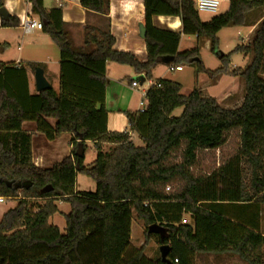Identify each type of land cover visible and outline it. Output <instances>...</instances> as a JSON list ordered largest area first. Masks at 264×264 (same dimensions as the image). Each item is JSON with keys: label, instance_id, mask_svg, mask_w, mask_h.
<instances>
[{"label": "trees", "instance_id": "trees-1", "mask_svg": "<svg viewBox=\"0 0 264 264\" xmlns=\"http://www.w3.org/2000/svg\"><path fill=\"white\" fill-rule=\"evenodd\" d=\"M30 2L60 50V92L51 88L31 94L26 69L0 63V198L18 200L0 221V264H165L161 257L151 260L144 254L152 239L149 228L158 224L167 229L168 238L161 246L171 247L172 264H194L197 255L206 254L264 264L258 216L245 221L227 206L264 204V15L255 16L264 9V0H229L228 10L208 22L201 20L192 0H144L145 61L115 51V40L107 33L89 31L85 47L74 48L61 10L47 12L42 0ZM80 4L106 15L110 0H80ZM4 6L5 0H0ZM157 16L180 18L182 31L154 27ZM20 24L14 16L2 19L3 28L18 29ZM256 25L252 43L237 49L253 57L245 69L229 73L226 56L218 70L206 69L200 44L209 41L210 51L220 55V31ZM183 36L196 37L198 46L179 52ZM109 62L129 66L146 80L160 64H188L212 80L230 74L244 82V102L235 110L226 109L198 89L184 95L181 84L159 80L161 88L147 93L144 113L126 112L129 132L110 133L105 108ZM47 119L56 120L55 126ZM25 122H34L48 141L70 135L71 155L49 169L36 166ZM233 131L239 132L238 156L218 172L195 177L191 170L199 151L221 149ZM131 133L138 135L142 147L132 141ZM87 142L97 150L96 160L88 166L85 153L76 155L80 147L85 152ZM105 145L111 148L105 151ZM78 174L96 183L94 193L75 192ZM174 183L175 192L166 194L164 189ZM37 200L45 204H32ZM59 201L71 207L65 215V233L50 224L59 214ZM134 215L146 228V242L139 250L131 245ZM184 215L190 217L188 224L182 223Z\"/></svg>", "mask_w": 264, "mask_h": 264}, {"label": "crops", "instance_id": "crops-1", "mask_svg": "<svg viewBox=\"0 0 264 264\" xmlns=\"http://www.w3.org/2000/svg\"><path fill=\"white\" fill-rule=\"evenodd\" d=\"M192 1L194 2V0ZM42 2H43V8L47 12H52L54 10H61L62 22L64 23V28L68 32L71 44L74 48L81 49L85 47L86 35L89 31H92L97 34L101 32V33L110 34L114 38L115 43L113 49L115 51L133 53L141 61L146 60L147 58L146 44L144 39H142L140 36V26L142 25L145 26L146 24L144 0H110L109 11L106 15H98L94 12L87 11L81 6L80 0H42ZM4 7L8 10L10 16L17 17L20 20V22L23 19L30 16L34 20H39L43 22L44 25L46 24V21H43L38 15H36L33 12V6L30 0H5ZM228 8L224 12H226ZM218 12L207 13L209 15H212L207 21H204L202 19V16L200 15L201 20L203 22H208L214 16L218 15L219 14ZM152 22L154 27L160 30L172 31V32L182 31V23L180 18L178 17L157 16L153 18ZM246 29H248L250 36L253 35V39H254L257 25L255 27L246 28ZM0 30L13 31V32L19 31L21 34L20 37L21 44L18 47V51H19L18 59L15 62L3 63V64L6 65L13 64L16 67H24L26 69L29 79V88L31 94H35L38 92L36 91V84H35L36 70H33V68H31L30 65L41 66L38 68H42L44 70L46 80L49 82V84L52 86L55 92L59 93L60 76H61L60 50L54 44L50 36L45 32V29L43 28V30H34L26 34L21 24L18 29L3 28L2 18L0 17ZM186 37H191V36L182 37L179 46V52L189 50L182 48V43L184 41V38ZM26 38L27 40L24 43L23 40H25ZM195 39L197 40L196 37ZM203 43H206V45L210 48L209 41H204ZM6 44L8 45V43ZM26 50H28L27 55L25 54ZM245 57L246 58L249 57L251 61L253 59L252 55L251 57L250 55ZM251 61H249L248 64H250ZM219 68H217V70ZM234 70L235 69L232 70L228 69V72L231 73ZM184 72L185 69L183 67L182 70L180 71L170 72L168 65L160 64L154 69L152 74V79L146 80L144 82L143 86L146 84L147 88L145 89L143 87L134 88L132 87V84L133 82H137L135 81L134 78L139 75L136 74L134 70L129 66L119 65L116 63L109 62L106 67L107 87H106V98H105V108L108 112V120H107L108 132L110 133L129 132L130 124L126 116V112L137 113L139 111L140 108L139 104L142 99V93L143 91L149 89L150 81L169 80V81L177 82L181 84L183 87L184 81L182 80L176 81L177 79L174 76V74L176 73L181 74ZM229 77H233V76L230 74L220 75L213 80L211 79L210 81L204 82L201 85L202 87H199L198 90L202 92L203 96L216 99L221 106H223L226 103L224 106V108L226 109L235 110L237 108H240L245 98V86H244V82L243 83L240 82L239 78L234 77L237 78V80L240 82L239 89L240 87L242 88V92H243L242 97L235 96L236 88H234V83L230 90H226L222 94L218 93V95H216L215 93L216 89L220 87L222 81H224L225 78H229ZM47 121L52 127H54L56 124V120L54 119H47ZM23 130L27 133L32 134L33 161L35 165L40 168L43 169L52 168L56 163L61 162L63 159L70 156L72 153V149H73L71 144L72 137L70 135H63L62 137L54 141H48L43 134L38 133L36 124L34 122H25L23 124ZM130 135L132 141L136 144L137 147L143 146V143L138 138L137 134L131 133ZM138 143H141L142 146H139ZM92 144L94 145V143ZM110 148L111 145L104 146V150L105 149L109 150ZM60 151L65 152L64 154L66 155L63 159L57 161L56 153H60ZM96 157H97V153H96ZM96 157L93 160V162L96 160ZM79 176L80 175L78 174L76 177L75 192L76 193L87 192V191H80L77 189ZM95 191L93 190L90 191L89 193H94ZM57 205L59 208V214L61 213L65 217V215H68L70 213V212L66 213L61 210V207L62 208L66 207L68 206V204L59 201L57 202ZM5 213L7 212H3L0 215L1 219L3 218ZM52 219L53 217L50 219V222L52 221ZM53 226L58 227L57 225H53ZM65 229L66 226L63 228L64 233H65ZM262 229H263V223L261 222L259 229L260 232H262ZM133 233L134 231H133V221H132L131 245L135 249L139 250L145 245V243L143 244L139 243L138 246H135L133 242L134 239ZM147 247L148 246H145V253Z\"/></svg>", "mask_w": 264, "mask_h": 264}, {"label": "rangeland", "instance_id": "rangeland-1", "mask_svg": "<svg viewBox=\"0 0 264 264\" xmlns=\"http://www.w3.org/2000/svg\"><path fill=\"white\" fill-rule=\"evenodd\" d=\"M196 1L197 0H194V2ZM220 1L222 2V4L219 8V12H218L219 14L223 13L229 6V0H220ZM200 15L202 16V19L204 21H207L212 16L207 13H201ZM263 15H264V9L261 10L260 12L255 13L256 17ZM252 18L254 19L255 17ZM249 36L250 34L248 29L244 27H229L223 29L218 34L219 49L221 53L220 55L213 54L210 51V48L206 45V43L200 44V56L205 67L210 71H216L217 68L222 67L223 65V62L220 59V56L223 55L227 57L226 60L228 64L227 65L228 69L230 70L235 69L237 71L245 69L249 65L248 63L251 60L249 57L246 58L243 53L238 52L237 49L238 47L248 46L252 43L253 35H251L250 37ZM20 37L21 34L19 31L13 32V31L0 30V62L11 63V62H15L18 59V55H19L18 47L21 44ZM26 40L27 38L23 40V42L25 43ZM6 43H8V45ZM197 46H198L197 40L193 36L184 38V41L182 43L183 49H191ZM27 53L28 50L25 51L26 55ZM182 67L185 69V72L181 74L180 73L174 74L177 80L175 78L174 79L176 81L178 80L184 81V86H183L184 95L190 94L191 91H193L194 89H198L199 87H202L201 85L204 82L211 80L210 77L206 74H198L196 71V67L194 66L184 64L182 65ZM239 80L240 82L243 83L241 79ZM240 82L237 80V78L234 77L225 78L224 81H222L220 87L216 89L215 93L216 95H218V93L222 94L226 90H230L234 83V88H236L235 96L242 97L243 95L242 88L240 87L239 89ZM143 88L144 89L147 88V85L145 84ZM225 104L223 105V107L225 106ZM180 114H181V110L176 111V115L179 116ZM138 145L142 146L141 143H138ZM239 148H240L239 132L233 131L228 134L227 142L221 149L217 151H205V150L199 151L197 162L195 166L192 168L191 172L195 177H205V176H209L214 172H218L221 166L222 167L225 166L230 160H234L238 156ZM105 150L107 151L108 149ZM64 153L65 152H61V151L60 153H56L57 161L65 157L66 154ZM84 153H85V165H90L96 157L97 150L95 149V146L91 142L86 143V150ZM176 158L178 162L181 160L179 155ZM241 168H243L245 172L248 170V167L244 162H242ZM79 175L80 176L78 177L79 180L77 183V189L80 191H87V192L93 190L95 191L96 183L92 179L82 174ZM244 178H245V185L247 186V189L250 190L249 176L248 177L245 176ZM177 187L178 186L175 183L169 184L164 189V192L166 194L174 193ZM32 204L44 205L45 200L32 201ZM17 205H18V200H5L4 203L0 204V215L3 212H8L9 210L15 208ZM227 206H229L228 210L230 211L231 214L245 221L256 220L258 216L259 226L261 222L263 223V229L261 234H264V204L252 203V206L243 205V204L227 205ZM61 210L63 212L69 213L71 207L70 205L63 208L61 207ZM184 219L190 222L189 215H184L183 220ZM50 224L57 225L62 231V233H64L63 228L66 226V221H65V217L61 213L55 215L52 221L50 222ZM133 231H134L133 242L135 246H138L139 243L143 244L146 242L145 225L141 220L137 218L136 215H134V219H133ZM149 234L152 235V239L150 240L149 244L146 245L148 247L145 255L148 259L157 260L158 258L161 257L160 254L161 243H163V241H165L168 238V232L165 226L158 224L155 225V227L149 228ZM194 264H247V263L241 261L238 257L229 254H225V255L206 254V255H197Z\"/></svg>", "mask_w": 264, "mask_h": 264}, {"label": "built area", "instance_id": "built-area-1", "mask_svg": "<svg viewBox=\"0 0 264 264\" xmlns=\"http://www.w3.org/2000/svg\"><path fill=\"white\" fill-rule=\"evenodd\" d=\"M222 2L220 0H197L195 2V8L199 13H216L219 11V8L221 6ZM21 26L24 30V32L30 33L34 30H43L44 28V24L43 22L39 21V20H34L33 18H31L30 16H28L27 18L23 19L21 21ZM182 70V67H177L174 65H170L169 66V71L173 72V71H180ZM150 87L151 88H161V83L157 82V81H150L149 82ZM132 87L134 88H138V87H143V85L141 86L139 82H133ZM148 90L143 91L142 93V99L140 101L139 104V112L140 113H144L148 104V100H147V93ZM5 200L3 198H0V204L4 203ZM189 222L187 220H183V224H188Z\"/></svg>", "mask_w": 264, "mask_h": 264}, {"label": "water", "instance_id": "water-1", "mask_svg": "<svg viewBox=\"0 0 264 264\" xmlns=\"http://www.w3.org/2000/svg\"><path fill=\"white\" fill-rule=\"evenodd\" d=\"M0 17L3 20H8L10 17V14L8 10L5 7H0ZM140 36L142 39H145L146 37V28L145 26H140ZM223 55L220 56V59ZM135 81L139 82L142 86L144 82L146 81V78L143 75L136 76ZM35 84H36V91L38 93L45 92L52 88V86L49 84V82L45 78V73L42 68H37L35 71ZM78 157H82L84 155V150L82 147L79 148L77 154ZM155 227V226H152ZM151 227V228H152ZM152 230V229H150ZM171 252V247L169 245H162L160 247V254H161V260L165 264H172V262L169 260L168 256Z\"/></svg>", "mask_w": 264, "mask_h": 264}]
</instances>
